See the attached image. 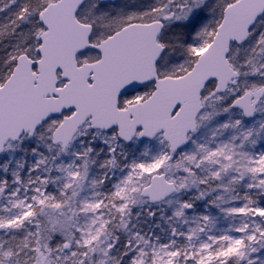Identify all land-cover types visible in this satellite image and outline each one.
<instances>
[{
	"label": "snow or ice",
	"instance_id": "obj_1",
	"mask_svg": "<svg viewBox=\"0 0 264 264\" xmlns=\"http://www.w3.org/2000/svg\"><path fill=\"white\" fill-rule=\"evenodd\" d=\"M0 264H264V0H0Z\"/></svg>",
	"mask_w": 264,
	"mask_h": 264
}]
</instances>
